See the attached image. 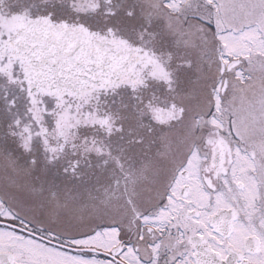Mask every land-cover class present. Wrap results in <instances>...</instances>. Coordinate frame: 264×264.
Instances as JSON below:
<instances>
[{
	"label": "snow or ice",
	"instance_id": "6c2138e0",
	"mask_svg": "<svg viewBox=\"0 0 264 264\" xmlns=\"http://www.w3.org/2000/svg\"><path fill=\"white\" fill-rule=\"evenodd\" d=\"M0 264H264V0H0Z\"/></svg>",
	"mask_w": 264,
	"mask_h": 264
}]
</instances>
